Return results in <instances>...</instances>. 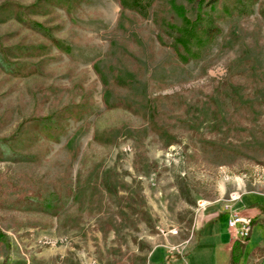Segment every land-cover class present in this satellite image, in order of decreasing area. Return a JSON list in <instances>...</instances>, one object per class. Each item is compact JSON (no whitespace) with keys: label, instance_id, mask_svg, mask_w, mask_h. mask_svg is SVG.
<instances>
[{"label":"rangeland","instance_id":"1","mask_svg":"<svg viewBox=\"0 0 264 264\" xmlns=\"http://www.w3.org/2000/svg\"><path fill=\"white\" fill-rule=\"evenodd\" d=\"M66 1L33 18L67 51L0 15L5 44L50 46L38 73L0 67V140L15 138L19 152L0 151V264H149L157 254V264H232L225 204L242 212L264 202L257 5L250 16L222 15V31L185 62L152 15L124 14L118 0ZM178 1L194 19L198 2ZM77 105L81 118L54 138L37 130L34 118ZM241 245L238 264H259L264 222Z\"/></svg>","mask_w":264,"mask_h":264},{"label":"trees","instance_id":"2","mask_svg":"<svg viewBox=\"0 0 264 264\" xmlns=\"http://www.w3.org/2000/svg\"><path fill=\"white\" fill-rule=\"evenodd\" d=\"M188 1L198 2L199 9L194 19L188 16L186 7L178 0H118L124 14L135 11L143 17L152 15L161 42L164 44L170 43L177 57L185 62L197 58L204 45L222 31L219 24L222 15L250 16L255 12V6L257 5V11L260 17L264 19V0ZM66 2V0H37L33 4H23L16 0H7L0 5V15L15 16L25 27L46 37L50 44L58 50L67 51L70 46L55 36L54 28L51 25L33 18L34 15H47L55 7L66 8ZM67 11L70 13L68 8ZM171 12H176L181 18V23L169 16ZM49 51L50 46L45 43L7 45L4 43L3 37H0V67L6 73L15 77H27L40 72V61L50 57ZM33 58L39 60L32 61ZM101 77L103 78L102 75ZM121 106L132 109L130 103H123ZM82 112L81 105H77L70 110H61L53 116L38 117L33 120H35L36 128L43 137L54 138L55 136H52V134L58 135L59 132L64 130L65 124L63 123L66 119L78 120L81 118ZM98 137L99 133L95 132L94 138L97 139ZM14 141L15 138L10 139V141L8 139L0 140L2 158H17L19 152L11 144ZM27 202L30 203L31 201L27 199ZM256 206L264 212V202L256 201L252 207ZM255 222H257V218H254L253 225ZM0 236H2V233H0ZM241 244L244 243L237 242L233 247L235 253L232 264H238L237 260L242 249ZM4 264H9V262L5 260Z\"/></svg>","mask_w":264,"mask_h":264},{"label":"built area","instance_id":"3","mask_svg":"<svg viewBox=\"0 0 264 264\" xmlns=\"http://www.w3.org/2000/svg\"><path fill=\"white\" fill-rule=\"evenodd\" d=\"M238 198H240V196L233 197V200ZM224 207L229 214L228 227L232 236L238 240H247L253 229V217L234 209L232 203H227ZM261 264H264V258Z\"/></svg>","mask_w":264,"mask_h":264},{"label":"crops","instance_id":"4","mask_svg":"<svg viewBox=\"0 0 264 264\" xmlns=\"http://www.w3.org/2000/svg\"><path fill=\"white\" fill-rule=\"evenodd\" d=\"M256 212V213H255ZM242 213L243 214H245V215H249V214H255V216L253 215V217L254 218H257V222L258 221H262V222H264V219H260V218H264V212H262V210H260L257 206L256 207H248V208H245L243 211H242ZM260 214V216H258L257 214ZM259 217V218H258ZM256 223V222H255ZM205 225H207V224H205ZM203 226H204V224H203ZM205 227V226H204ZM203 227V228H204ZM202 228V229H203ZM237 242H242V243H244V241H242V240H238V239H236L235 237H233L232 236V234L230 233V242H229V244H230V248L233 250V247L235 246V244H237ZM258 246H263L262 244L261 245H258ZM257 247V246H256ZM255 247V248H256ZM156 256H158V258H156L155 260H152V261H150L149 262V264H157L158 263V261L160 260L161 261V259L163 258L162 256H164V255H160V254H157ZM167 256V255H166ZM264 258V257H263ZM259 264H261V262L259 263Z\"/></svg>","mask_w":264,"mask_h":264}]
</instances>
